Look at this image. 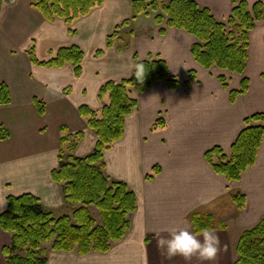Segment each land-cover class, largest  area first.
<instances>
[{
	"label": "crops",
	"instance_id": "0c3cea01",
	"mask_svg": "<svg viewBox=\"0 0 264 264\" xmlns=\"http://www.w3.org/2000/svg\"><path fill=\"white\" fill-rule=\"evenodd\" d=\"M193 1L219 23L228 20L233 8L232 0ZM245 1L251 6L258 0ZM30 2L0 4V84L8 87L11 98L6 106L0 105V125L10 134L0 140V214L8 197L31 194L55 217L72 215L74 207L65 205L61 185L51 179L58 164L59 129L66 128L71 135L84 133L73 154L88 156L96 136L78 109L100 111L108 103L107 97L98 99L104 84L131 77L136 60L161 59L181 86L168 90L158 82L143 94L130 89L137 107L126 116L122 139L103 156L104 175L127 185L136 198L126 235L112 242L106 253L83 256L77 250L54 252L50 244L44 245L47 264H234L237 239L264 218V139L254 165L236 182L214 172L205 154L218 147L229 153L244 119L264 114V23L249 33L247 67L237 76L199 67L190 54L192 35L165 22L156 24L153 15L134 17L131 0H104L73 22V35L62 19L47 22ZM115 32L112 45L106 47ZM74 46L83 52L79 77L70 64L38 67L27 55L32 48L38 61H48L62 47ZM98 50L103 51L100 56ZM219 77L225 78L227 88ZM243 79L248 80V90L231 99V91L238 92ZM37 100L44 104L41 115ZM235 193L244 197L243 209L233 202ZM97 213L94 219L101 226ZM198 213L214 218L220 238L216 258H168L158 239L167 237L172 228L193 231L191 216ZM9 243L10 236L0 228V264H4L1 250Z\"/></svg>",
	"mask_w": 264,
	"mask_h": 264
},
{
	"label": "trees",
	"instance_id": "16d2710c",
	"mask_svg": "<svg viewBox=\"0 0 264 264\" xmlns=\"http://www.w3.org/2000/svg\"><path fill=\"white\" fill-rule=\"evenodd\" d=\"M32 7L47 22L62 19L69 26V34L74 21L84 18L90 11L103 4L104 0H30ZM134 17L153 15L154 22L175 30H182L195 38L191 56L199 67L243 75L248 59L249 33L257 23H264V0L251 6L245 0H232V11L225 23H219L206 8H199L193 0H131ZM127 21L123 25H127ZM119 28H117L118 30ZM164 30H160L162 33ZM116 32L108 37L106 47L112 45ZM122 49V48H121ZM120 49V50H121ZM103 51L98 50L96 56ZM30 62L36 66L63 68L72 65L76 77L81 75L83 52L78 47H62L48 61H38L33 49L27 52ZM142 64L144 73L137 79L134 75L120 82L110 81L98 92V99L108 98V103L100 111L81 106L78 114L86 120L88 130L95 133L96 144L86 157H76L73 153L84 133L68 134L60 128V150L56 170L51 179L61 185L63 201L74 207L72 215L58 218L43 207L40 200L31 194L10 196L7 208L0 214V228L10 236V243L2 248L4 264H47L44 245L50 244L54 252L71 253L77 250L80 256L91 252L106 253L112 242L122 239L130 226L128 216L136 210V198L127 185L112 181L104 175V152L124 136L126 116L137 107L136 100L129 97V90L144 93L158 82L165 83L167 89H177L181 82L169 73L161 59L152 61L136 60ZM135 69V67H134ZM194 72L189 73V79ZM224 88L225 78L219 77ZM185 85L188 83H184ZM248 80L243 79L238 92L231 91V99L248 90ZM8 87L0 84V105L10 103ZM41 115L44 104L35 101ZM244 128L230 146L229 153L222 148L207 151L205 159L214 172L222 175L227 182L239 181L243 173L256 161V154L264 139V114L257 113L244 119ZM156 126H159L156 123ZM10 134L0 125V140H7ZM233 202L238 209L244 208V197L235 193ZM95 208L101 218L98 226L89 208ZM193 231L205 226H214V218L199 213L191 216ZM237 259L234 264H264V218L253 228L245 230L237 239L235 247Z\"/></svg>",
	"mask_w": 264,
	"mask_h": 264
},
{
	"label": "clouds",
	"instance_id": "9594fccd",
	"mask_svg": "<svg viewBox=\"0 0 264 264\" xmlns=\"http://www.w3.org/2000/svg\"><path fill=\"white\" fill-rule=\"evenodd\" d=\"M144 73L142 64H137L132 73L137 79ZM205 203L207 201H204ZM167 237H160L158 247L164 250L168 258L181 256L185 260L197 257L200 260H213L220 250V238L214 228L205 226L197 231H190L185 227H177L167 230ZM203 237L201 239L200 237Z\"/></svg>",
	"mask_w": 264,
	"mask_h": 264
},
{
	"label": "rangeland",
	"instance_id": "374dc122",
	"mask_svg": "<svg viewBox=\"0 0 264 264\" xmlns=\"http://www.w3.org/2000/svg\"><path fill=\"white\" fill-rule=\"evenodd\" d=\"M2 2H3V0H0V4H2ZM225 210H226V212H229V209L226 208ZM91 212H93V217L96 219L97 216H98V213L96 212V209L95 208H92ZM57 214L60 215L59 213H57ZM44 247L47 248L48 245L47 246H44Z\"/></svg>",
	"mask_w": 264,
	"mask_h": 264
}]
</instances>
